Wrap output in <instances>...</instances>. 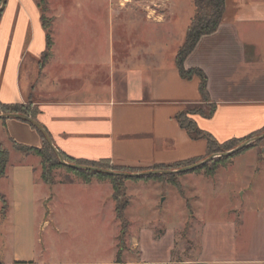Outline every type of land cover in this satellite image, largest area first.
<instances>
[{
    "label": "crops",
    "instance_id": "0c3cea01",
    "mask_svg": "<svg viewBox=\"0 0 264 264\" xmlns=\"http://www.w3.org/2000/svg\"><path fill=\"white\" fill-rule=\"evenodd\" d=\"M154 2H161V13L136 10V41L127 44L133 54H121L113 44L102 51L94 38L99 9L89 2L78 17L75 10L82 7L76 4L57 14L48 10L53 29L66 17L61 31L68 35L56 41L50 34V57L40 69L46 32L37 0H6L0 14V103L34 109L36 122L68 160L125 170L205 157L206 139L190 136L176 120L189 109L214 107L210 117H188L217 144L263 130L264 0H225L218 29L200 38L185 58V70L204 75L206 100L199 77L183 79L175 63L191 17L176 32L174 0ZM142 23L148 25L146 37ZM158 30L167 36L160 38ZM10 139L42 145L29 124L0 120V143L8 152L0 178L5 201L0 202V264H264V141L218 166L212 176L183 173L181 193L165 181H124L129 243L124 249L117 246L120 225L109 180L83 183L70 177L47 185L37 179L39 158L16 152ZM134 190L150 217L138 214L131 233L127 210ZM74 191L83 198H67ZM166 192L179 209L176 226L170 225L175 219L165 208ZM235 193L241 202L233 203ZM188 219L196 246L177 259L176 238ZM105 225L113 232L104 248L96 240L103 238Z\"/></svg>",
    "mask_w": 264,
    "mask_h": 264
},
{
    "label": "trees",
    "instance_id": "16d2710c",
    "mask_svg": "<svg viewBox=\"0 0 264 264\" xmlns=\"http://www.w3.org/2000/svg\"><path fill=\"white\" fill-rule=\"evenodd\" d=\"M0 4H1V0H0ZM37 5L40 9V20L46 32V50L41 55L39 62H38L39 68L41 69L50 57V49H51L52 41L50 37L49 28L51 24V19L46 17L48 8L45 4V1L37 0ZM192 5H193V15L189 20V24L185 32L184 40L176 53L175 63H176L178 72L183 79H190L194 75H197L199 77L200 79L199 92L202 98L206 100L207 98L206 79L204 75L199 70H194V69L185 70L183 67V62L185 58L192 52V50L194 49V47L196 46L200 38L211 35L218 29L222 21L223 13H224L225 0H192ZM213 111H214L213 106L208 107L206 112L202 111L201 108H193V109H189L188 111L183 112L176 116V120L178 124L180 125V127L184 129L188 134H190V136L195 137V138H205L206 139L207 154L205 157L195 159V160L179 162V163L172 164V165L154 166L152 168H149L148 170L173 171L176 169H180L182 167L192 165L210 155L229 151L233 149L234 147H236L237 145H239L241 142L249 138L255 137L264 132V129H263L260 132H257L249 136L247 139L229 140L222 144H217L211 138H209L206 134L196 130L194 123L188 117V115H191L193 113H200L204 115L205 117H210ZM0 114H21V115L28 116L31 119L36 121V111L32 109L29 105H3L0 103ZM23 122L29 124L26 121H23ZM29 125L32 129H34L39 134L42 140L41 147L36 148V147H30V146L18 144L11 139H10V144H11L12 149H14L16 152L22 155L31 154L39 158V166L41 169V180L45 184L53 185L55 183L52 172L56 169L66 170L68 173H71L72 175H74V177L77 180H81L83 183H89L92 179L109 180L112 186V200L114 201V204H115V215L120 225V233L116 240L117 246L118 248H120L121 245L123 244L124 236L128 228V222L126 221L124 217V210L128 205V200H122L124 197L123 183L127 179V177H122V176H117V175H108L102 172H94V171H89V170H78V169L70 168L66 165H62L59 162L52 148L46 142L44 136L37 129H35L31 124ZM262 141H264V139L258 142L252 143L246 148L228 157L214 158L211 161L202 165L201 167L196 168L194 171L195 172L202 171L206 176H212L218 166L225 165L233 157L258 145ZM62 158L66 163H69V164L87 166V167H92V168H96L99 170H109L112 172H129L130 173V170L111 167V166H108L104 162L72 161V160H68L63 155H62ZM7 162H8V152L4 148V146L0 143V178L4 175V170L7 165ZM177 175L178 174H155V175H150L146 177V179H154L158 181L169 182L177 188L179 193H181L179 184L176 181ZM59 182H70V180L63 179V180H60ZM0 202L2 206L5 205V201L1 195H0ZM119 255L120 254L118 252L117 258L119 257Z\"/></svg>",
    "mask_w": 264,
    "mask_h": 264
},
{
    "label": "rangeland",
    "instance_id": "374dc122",
    "mask_svg": "<svg viewBox=\"0 0 264 264\" xmlns=\"http://www.w3.org/2000/svg\"><path fill=\"white\" fill-rule=\"evenodd\" d=\"M45 4L48 8V10L50 11V13H58L59 9H67L70 6L73 5H78L81 6V9H76V15L81 16V14H84V7L85 6H91V8L93 9H99L98 14H99V21L97 22L99 24L97 30L95 31V33L97 34L96 37H94L96 40H98L99 42H101V49L103 51V49L105 50L107 45H111L113 44V48L114 50L119 51L121 54H133V47H129L128 45L131 44V42L136 41V10H139L140 12H144L147 14H149V8L151 9H156L157 13H161L163 10V7L161 5V2H154V0H44ZM87 2L88 5H87ZM174 9L173 12L176 15V26H178L179 31L176 32H180V29L182 28V25L185 24L186 20L190 17H192L193 15V5H192V0H174ZM49 13V14H50ZM151 13V12H150ZM153 15V13H151ZM151 15V16H153ZM46 17L51 19V23H52V17H50V15L46 14ZM58 23H56L58 28H51V24H50V34L51 37L53 39H55L57 41V39H62V38H66L65 35L67 36L68 31H61V24L66 22V17H62L59 21H57ZM142 28L141 30V34L142 36L144 35V37H146V35L149 33V29H148V25L145 24H140ZM49 28V29H50ZM79 31V30H78ZM81 32V31H80ZM77 33V32H76ZM92 33V32H91ZM94 33V31H93ZM83 35H85V32H82ZM86 38H90L89 34L90 32L88 31ZM168 34V31L166 30H158L157 31V35L160 36V38H165ZM117 42H122L121 46L117 47ZM124 44V45H123ZM128 44V45H127ZM172 51H174L172 48ZM104 53V52H103ZM260 144V143H259ZM11 145V144H10ZM190 166V165H188ZM187 167V166H186ZM201 167V166H200ZM183 168V167H182ZM199 168V167H198ZM149 169V168H148ZM148 169H144V170H137V169H132L129 172H125V173H129V174H134V173H141V172H148V171H152V170H148ZM181 169V168H180ZM179 170V169H176ZM173 170V171H176ZM195 170V169H194ZM193 170V172H195ZM192 172V171H191ZM202 172V171H201ZM53 174V179L55 182L63 180L64 178H75L74 175H72L71 173H68L66 170L64 169H56L52 172ZM172 174H178L176 177V181L178 182V178L179 176H181L183 173H172ZM150 175H143V176H137V177H127V179L125 181H133V182H137V181H149L152 179H146V177H148ZM37 179L39 181L41 180V169L40 166L38 164L37 166ZM169 183V182H168ZM179 184V183H178ZM123 193H124V197L122 200H128V196H127V192L123 183ZM264 194V191H263ZM130 195H132V199H131V206L129 207V209L127 210V215L128 217H130V221L132 223V226L130 228V232L136 233V216L141 213L144 212L146 217H150V214L147 213L148 209L144 208V210L141 208L142 206V201L139 200L136 190L132 191L130 193ZM143 196L147 197L148 201L150 200V192L145 191L143 193ZM165 196L168 197L167 203H166V207L165 208H169L172 212L171 216L172 219V224L173 226H176L175 222L176 219L179 217L178 216V212L179 209L176 206L175 202L173 201V197L172 195H169V192L165 193ZM164 196V197H165ZM149 197V198H148ZM67 198H71V199H79V198H83L81 197V194H79L78 192L74 191L71 192ZM233 203H239L242 201V196H240V193H235L233 196ZM224 200V199H223ZM222 202V200H221ZM147 204V203H146ZM194 229V225L191 222V220L188 219V222L186 223V225L184 226V228L182 227L179 231H178V235L176 238V243L175 246L177 248V251L175 252L174 257L177 259H181L182 256L185 257L187 254H189V251L192 250L195 246H196V240L194 239L193 235V230ZM112 227L110 225H105V228H103V233H102V239L98 238V240H96V244H98V242L103 243V247L105 248L106 246H108L111 243V239H112ZM106 234L109 235L108 239H106ZM122 247L127 248L129 246L128 243V238L126 237L124 239V245H121ZM182 249L184 251H182Z\"/></svg>",
    "mask_w": 264,
    "mask_h": 264
},
{
    "label": "water",
    "instance_id": "95a60500",
    "mask_svg": "<svg viewBox=\"0 0 264 264\" xmlns=\"http://www.w3.org/2000/svg\"><path fill=\"white\" fill-rule=\"evenodd\" d=\"M6 4V0H1V4H0V14L2 13V10L4 8ZM9 118H13V119H18V120H23L28 122L29 124H31L35 129H37L45 138L46 142L48 143V145L52 148V150L54 151L55 155L57 156L59 162L62 165H66L70 168L73 169H78V170H89V171H94V172H102L108 175H117V176H122V177H137V176H143V175H155V174H172V173H186V172H190L193 171L194 169L204 165L205 163L211 161L214 158L217 157H228L244 148H246L247 146H249L252 143L258 142L262 139H264V132L249 138L243 142H241L239 145H237L236 147H234L233 149L229 150V151H225L219 154H213L210 155L190 166L187 167H183L179 170L176 171H158V170H152V171H148V172H141V173H134V174H129V173H125V172H112L109 170H99L96 168H92V167H87V166H80V165H74V164H69L66 163L63 158L61 153L54 147V145L52 144V141L50 139V137L48 136L47 132L44 130V128L42 126H40L35 120L31 119L28 116L25 115H21V114H0V119H9Z\"/></svg>",
    "mask_w": 264,
    "mask_h": 264
}]
</instances>
